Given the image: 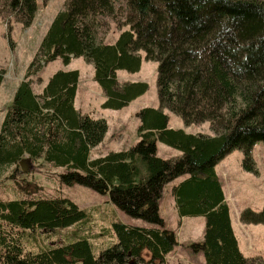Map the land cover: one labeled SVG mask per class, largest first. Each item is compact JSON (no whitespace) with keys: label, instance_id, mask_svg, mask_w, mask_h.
<instances>
[{"label":"trees","instance_id":"trees-1","mask_svg":"<svg viewBox=\"0 0 264 264\" xmlns=\"http://www.w3.org/2000/svg\"><path fill=\"white\" fill-rule=\"evenodd\" d=\"M38 7L37 0H0V19L29 28ZM113 24L120 34L109 44ZM142 53L158 63L160 107L137 113L140 140L132 148L92 159L109 125L76 108L80 72H56L41 94L32 79L42 83L38 75L58 59L68 66L82 58L94 67V81L104 92L102 109L120 111L149 90L145 82L120 84L117 78L118 71L140 72ZM4 75L0 70V89ZM165 110L186 126L209 123L213 136L170 129ZM158 143L182 156L159 157ZM257 143L264 144V0H66L5 114L0 167L43 159L67 169L61 175L65 185L109 195L121 211L156 227L114 223L115 244L96 257L81 230L55 246L42 247L37 238L86 221L72 200H0V264H165L179 245L159 202L178 179L173 195L179 216L206 220L203 240L192 247L205 264H264V257L241 253L216 173L221 161L240 150L243 169L258 175ZM240 221L264 225V208L244 210Z\"/></svg>","mask_w":264,"mask_h":264},{"label":"rangeland","instance_id":"rangeland-1","mask_svg":"<svg viewBox=\"0 0 264 264\" xmlns=\"http://www.w3.org/2000/svg\"><path fill=\"white\" fill-rule=\"evenodd\" d=\"M65 2L66 0H50L48 2L37 0L39 11L29 28L23 27L15 20H10L8 23L0 19V70L5 73L4 82L0 89V130L17 88L26 79L29 65L35 58L52 20L63 9ZM119 34L120 31L113 24L106 42H112ZM142 55V69L140 73L133 75L131 80L148 83L149 90L138 103L121 111L102 109L101 105L104 100L99 85L94 81V67L82 58L74 59L68 66H65L62 60L58 59L46 66L38 75L42 79V83L38 81L37 77L32 79L34 91L40 92L56 72L78 70L81 76L79 106L84 111L90 112L91 117L107 120L109 126L112 125L115 134L120 127L125 128L124 137L121 136L116 141L109 138L100 148L94 149L91 154L92 159L106 156L114 143H116V147H124L125 143H131L127 147L137 144L140 140L139 135L137 136L140 122L136 114L143 108L160 107L157 92L158 63L148 62L145 60V54L142 53ZM127 75L128 73L123 72L120 77L124 78ZM165 113L170 116L171 129H181L187 133L213 134L209 123L189 127L172 112L165 110ZM115 136L117 137V135ZM158 148L157 154L163 159H171L170 157L175 156V154L180 155L178 151L164 144H158ZM123 149L128 148L124 147ZM253 157L258 175L243 169V153L240 150H235L228 156L226 164H224L226 172L220 169L222 182L225 183L224 191L231 209L233 226L240 239L241 253L246 259L264 257V225L243 224L240 221V214L244 210L261 211L264 208L263 143L256 144ZM65 173H67V169L53 167L43 159L30 160L25 158L18 165L0 167V200L62 197L72 200L86 212V221L81 224L45 236H37L42 247L55 246L61 240H65L66 236H71L74 231L81 230L82 233L91 238L94 254L98 257L101 251L116 242V237L112 231L114 223L137 227H156L121 211L112 203L109 195H101L81 185H65L61 179V175ZM226 179H229L228 184ZM159 205L165 227L176 233L179 245L175 250L176 252L167 258L165 264H205L203 254L195 253L192 247L203 240L206 220L204 218L181 220L176 212L172 183L165 187ZM38 240L36 241L38 242Z\"/></svg>","mask_w":264,"mask_h":264},{"label":"crops","instance_id":"crops-1","mask_svg":"<svg viewBox=\"0 0 264 264\" xmlns=\"http://www.w3.org/2000/svg\"><path fill=\"white\" fill-rule=\"evenodd\" d=\"M38 11H39V9H38ZM37 14H38V12H37ZM58 14V13H57ZM55 17H56V15H55ZM54 17V18H55ZM54 20V19H53ZM53 20H52V22H53ZM52 22H51V24H52ZM118 37H119V35L118 36H116V38L112 41V42H110L109 44H115V42L117 41V39H118ZM142 59H143V55H142ZM74 60V59H73ZM72 60V61H73ZM146 60V59H145ZM72 63V62H71ZM142 65H143V62H142ZM142 69V68H141ZM65 71V70H64ZM141 71V70H140ZM123 72H126V73H128V75H130V76H125L124 78H122V77H120V74L121 73H123ZM138 73H140V72H138ZM138 73H129V72H127V71H118L117 72V78H118V81H119V83L120 84H125V83H137V82H141V81H135V80H131V77L133 76V75H135V74H138ZM123 75H126V74H123ZM146 83V82H145ZM80 84H81V76H80V80H79V84H78V90H77V97H76V101H75V106H76V108L82 113V114H85V115H90V116H92L91 115V113L90 112H86V111H84L83 110V108L82 107H80L79 106V98H80ZM148 84V83H147ZM100 87V86H99ZM43 89H44V87L41 89V91L40 92H35V93H37V94H41L42 92H43ZM101 89V88H100ZM101 91H102V96H103V100L105 101V95H104V92H103V90L101 89ZM146 95V94H145ZM145 95H143L142 97H140V98H138L137 100H135V101H133L128 107H126L125 109H127V108H129L131 105H133V104H136V103H138L139 101H140V99H142ZM101 107H102V105H101ZM149 108H154V109H158L159 107H149ZM144 109V108H143ZM103 110H105V109H103ZM107 110H109V109H107ZM124 110V109H123ZM112 111H115V110H112ZM121 111V110H120ZM141 111V110H140ZM137 115V114H136ZM170 117V116H169ZM95 119H100V118H95ZM140 122V121H139ZM109 125V124H108ZM203 125V124H202ZM139 126H140V124H139ZM139 126H138V128H139ZM169 127H170V123H169ZM190 127V126H189ZM170 129H171V127H170ZM174 130H181V129H174ZM118 132L115 134L114 133V131L112 130V125H110L109 126V130H108V133H107V135H106V137H105V140L103 141V143L102 144H100L98 147H96L95 149H98V148H100L102 145H104L107 141H108V139L109 138H111V140L112 141H116V140H118V139H120V137L122 136V137H124V134L126 133V130H125V128L124 127H120L118 130H117ZM184 131V130H183ZM186 132V131H185ZM187 133V132H186ZM187 134H194V135H196V134H203V135H207V136H213V134L211 133H200V132H197V133H187ZM115 135H117V137L115 136ZM137 136H138V129H137ZM131 143H125L124 144V147H126V148H128V149H123L124 147H116L117 145H116V143H114V145L113 146H111L110 148L111 149H109L108 150V153L107 154H109V153H111V152H121V151H126V150H129L130 148H132V146H130V147H127V146H129ZM158 144H162V143H158ZM158 144H157V153H158ZM114 148H118V149H114ZM94 151V149L91 151V154H92V152ZM176 151H178V150H176ZM179 153H180V155H177V154H175V156H173V157H170L171 159L173 158H178V157H181L182 156V153L180 152V151H178ZM227 159H228V156L223 160V161H221L220 163H219V165L216 167V173H217V176H218V178H219V181H220V183H221V185H222V188H223V190L225 189V183L224 182H222V178H221V173H220V169L223 171V172H226V167L224 166V164H226V161H227ZM182 179H178V180H176V182H173L172 184H173V188L181 181ZM226 183L228 184L229 183V179H226ZM224 194H225V197H226V201H227V203L229 204V202H228V200H227V196H226V193H225V191H224ZM174 201H175V207H176V212L178 213V209H177V206H176V199H175V197H174ZM230 207V206H229ZM230 214H231V209H230ZM179 215V214H178ZM185 218H203V217H184V218H181V220L183 221ZM231 220H232V218H231ZM232 226H233V222H232ZM233 229H234V226H233ZM170 230V229H169ZM234 231H235V229H234ZM235 234H236V232H235ZM236 237H237V239H238V242H239V247H240V239L238 238V236L236 235ZM176 252V251H175ZM174 252V253H175ZM174 253H172V254H174ZM170 256V255H169ZM168 256V257H169ZM167 257V258H168Z\"/></svg>","mask_w":264,"mask_h":264}]
</instances>
